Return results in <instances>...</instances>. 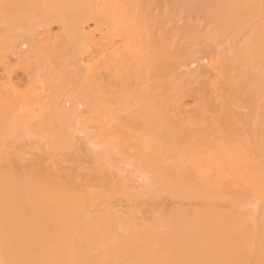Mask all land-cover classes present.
I'll list each match as a JSON object with an SVG mask.
<instances>
[{"label": "rangeland", "instance_id": "obj_1", "mask_svg": "<svg viewBox=\"0 0 264 264\" xmlns=\"http://www.w3.org/2000/svg\"><path fill=\"white\" fill-rule=\"evenodd\" d=\"M66 1L0 0V192L15 189L18 178L67 187L88 184L114 196L118 189L110 184L121 179L142 184L147 178L145 183L161 187L156 117L175 108L186 128L213 140L212 149L194 157L227 183L210 206L212 221L222 228L197 250V258L207 259L205 264H264V237H258L264 224V53L256 49L264 37L263 24H258L263 1L255 2H261L258 14L254 1L240 14L237 3L230 8L231 0L203 8L189 0ZM226 10L237 14L229 17ZM188 22L200 36L186 32ZM24 37H33L36 46L28 42L23 48ZM203 57L215 64L200 61L194 83L189 64ZM175 84H183L185 93L171 97ZM196 87L201 90L197 96L188 91ZM60 98L66 109H77L76 118L65 120L52 112L51 104ZM126 135L138 139L131 138L133 143ZM175 155L190 153L170 148L169 156ZM167 190L175 202L170 211L191 208L178 197L184 188ZM170 215H162L165 224ZM7 230L0 221V264L7 263L3 252L9 248L3 247L8 242L2 235ZM40 231L49 235L41 252L46 264H68L86 255L88 264H196L194 254L193 260L179 256L160 241L121 251L123 245L114 249L118 239L110 235L81 240L61 224Z\"/></svg>", "mask_w": 264, "mask_h": 264}, {"label": "bare ground", "instance_id": "obj_2", "mask_svg": "<svg viewBox=\"0 0 264 264\" xmlns=\"http://www.w3.org/2000/svg\"><path fill=\"white\" fill-rule=\"evenodd\" d=\"M69 1L70 3H73L74 0H68V2ZM189 1L196 8L208 7L211 3L224 4L221 3L223 0H221V2H219L220 0ZM226 1L227 0L223 2ZM247 1L233 0L232 2L231 0L229 3H235L232 5L230 4V8L234 7L237 3L239 5L238 10L241 9L238 13L240 14L247 4L253 5L255 2H259V0H251L250 3ZM253 1L254 3H252ZM262 1L264 4V0ZM238 2H240V4ZM241 2H244L245 5H241ZM260 3H255V7L253 6L254 13L258 14V9L260 8L257 7L256 4L259 5ZM238 5L236 6L238 7ZM240 5L242 8H240ZM225 8L227 9V7ZM249 8L247 6L245 11ZM261 8L264 9V6L262 5ZM226 11L228 12V15L232 14L233 16L235 14L236 16L237 14L236 12L232 13L234 10L230 13L228 10ZM230 16L231 15H229V17ZM262 16L264 15L262 14ZM261 20L258 24L264 25V21L261 23ZM194 25V23L188 22L184 25V29L188 34L192 32L195 35L200 36L199 28L197 29L196 25ZM263 25L262 30L264 28ZM40 28H35V30H39ZM33 32L34 31L31 33ZM163 33L164 29H162L160 37L162 41L164 39V36H162ZM25 38L27 39V37H24L22 40L23 44H21L23 48L27 47L25 44L28 42H31V47L36 46V40L33 39V37H30V39L27 40ZM263 39L264 37L261 38L262 41ZM261 40L259 38V44L256 46V49L259 48L261 54H263L264 52H262V49L264 50V41L260 42ZM24 41L26 42L24 43ZM15 42L21 47L20 41ZM16 44L15 48L17 47ZM245 52L243 56L247 57L248 55L245 54ZM246 53L249 54V50ZM200 61H207L209 66H214L215 64L211 59L208 60L205 57L192 61L189 64L190 66L188 69L190 71V78L194 83H198L197 76L200 75V70L197 68L200 65ZM191 66L194 67V69H192ZM221 67H223V65L218 66V68ZM12 72V70L9 71L8 75L11 76ZM193 82H188L186 85L191 86ZM15 84H17V82L12 83V85ZM18 84L20 83L18 82ZM175 85L172 87L173 91L172 95H170L171 97L185 93L182 90L184 87L183 84ZM188 91L196 96L201 93L200 87L188 88ZM64 104L65 103H63L60 98L59 100H56L55 103L51 104L50 109L52 108V112L61 119L67 120L70 118H76L78 115L76 112L77 109L68 110ZM160 114V117L157 115L156 119L157 121H160L159 134L161 145H156L159 148L155 146L157 149H154L156 150L155 155L161 163L162 173L157 181L158 184H161V187L157 188L155 184L145 183V181H149L147 178L143 179L142 184H135L136 181L134 179L131 180L132 183H127L124 179H121L117 184L115 182L110 184H115L116 186L114 188L118 189L116 192L118 196H114V194L110 192L91 190L88 184H85L84 186L70 185V187H67L58 184V181L54 184V181L51 180L50 185H48L49 183H46V181L49 182V180H41L44 182L43 183L35 178H30L31 180L28 179V181H26L25 178V181H22V179L20 180V178L17 177L19 180L15 189L11 188L0 192V221L2 226L9 229L2 232L4 240L8 242L7 244L9 245H4L3 247L4 251L9 248V253H7V250L3 252L6 255V257L4 255V260H6L7 263L4 262L6 264H46L41 252L49 235L40 230L50 229V226L54 227L56 224H61L66 231L75 230L81 236V240H84L85 238L94 239L95 237H97L95 238L97 240L99 237L102 238V240H105L107 235H110L108 238L111 236L114 238L116 237V240L118 239L120 242L117 240L119 244L117 243L118 245L115 246L114 249H118L119 245H123L119 246L120 249L124 247L125 250L132 251L133 249L136 250L141 248L142 245H146L148 242L160 241L166 245V248L167 246L168 248L174 247L171 251H176V254L178 253L179 256L184 257L183 255H189L191 260L195 257L197 258V250H200L202 245L207 243L208 238L213 235L214 231L218 232V230L222 228V226H220L222 223L212 221L211 218L214 214V209L210 206L216 202L215 200H217V198L215 197L219 195V193L222 195L224 191H226V179H224V176L222 177V175H220L221 177H214V172L210 173L209 170H205L202 164L204 161L201 160V157L198 159L194 157L197 155H203L212 149L213 140L202 138L198 131L186 128L183 125V117L180 113L175 111V108L162 111ZM234 117L233 115L231 116L232 121L235 119ZM211 124L213 126L217 124L215 118H212ZM131 138L132 136L128 137V139L134 143ZM134 138L136 140L138 139L133 135L132 139ZM136 142L137 141H135V143ZM261 145V147L264 146L263 143H261ZM170 148L188 152L190 153V156H169ZM261 151L264 155V149ZM12 167L13 165L10 168ZM13 168L15 169V166ZM11 176L13 178V175ZM171 185L176 188H184V194L178 195V197L182 196L181 200L189 201L188 203L191 206L190 209L177 210L174 212L170 211L172 209L171 206L175 203L174 199L167 196L173 194L167 190V187ZM139 188H141V190H139ZM150 188L155 189L151 190ZM145 196H149L148 200H145ZM115 198H118L117 205L112 203V200ZM122 202H126L128 205L124 208V206L121 205ZM144 205H146V210L143 208ZM147 212L150 213L149 217L145 216ZM166 212L171 213L170 217L173 215L169 224H165L162 218V215ZM150 221L153 222L149 224ZM223 223H225V221H223ZM262 226L260 225V227L263 228L262 230H259L260 233L258 231L260 235H257L261 238L264 237V224ZM121 229L125 230L126 233L120 235L118 231ZM112 234H114V236ZM77 238H79V236H77ZM259 239L260 238H258L259 242H263L264 240L263 238V240ZM113 241H115V239H113ZM138 245H140V247H138ZM121 251H117L118 254H121ZM102 252L103 251L99 254H102ZM123 253H125V251L122 252V254ZM113 254L116 256L117 253L115 252ZM193 254L195 257L192 256V258L194 257L192 259L191 255ZM86 256H82V259L81 257L78 259H69L70 261H68V264H88L91 260ZM84 257L85 260H83ZM91 258L94 257L92 256ZM196 258L194 260L196 264L197 259H199L198 264H202L205 260L203 259L200 261L202 258ZM180 259L182 258L180 257ZM86 260H89V262ZM205 261H207V259ZM190 263L193 264L194 262L190 261L188 264ZM207 263L212 264L210 262Z\"/></svg>", "mask_w": 264, "mask_h": 264}]
</instances>
